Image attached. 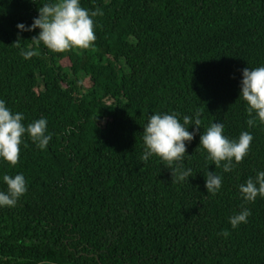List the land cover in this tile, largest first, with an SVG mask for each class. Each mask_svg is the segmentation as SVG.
<instances>
[{"label": "trees", "instance_id": "obj_1", "mask_svg": "<svg viewBox=\"0 0 264 264\" xmlns=\"http://www.w3.org/2000/svg\"><path fill=\"white\" fill-rule=\"evenodd\" d=\"M47 2L0 0V99L25 126L46 118L52 135L46 150L25 136L14 167L0 161V178L22 174L28 188L0 208V264H264V199L239 194L264 171V124L249 128L239 99L243 69L264 66V0H81L103 12L93 47L41 45L25 61L39 30L16 47L17 24ZM196 112L201 132L219 122L230 140H254L226 173L196 151L197 135L182 165L192 177L173 183L158 157L142 161L143 127ZM208 170L222 177L216 195ZM243 208L252 214L233 230Z\"/></svg>", "mask_w": 264, "mask_h": 264}, {"label": "clouds", "instance_id": "obj_2", "mask_svg": "<svg viewBox=\"0 0 264 264\" xmlns=\"http://www.w3.org/2000/svg\"><path fill=\"white\" fill-rule=\"evenodd\" d=\"M99 15H103L102 10L90 12L82 7L81 0H49L38 8V16L33 18L31 25L17 24L18 40L14 45L20 47L22 33L38 29V34L30 40L34 47L20 49V56L25 61L36 56L38 52L35 49L41 45L53 53L90 49L96 40L94 18ZM239 99L246 104L250 117L246 121L248 127L256 126L257 121L264 124V66L243 69ZM201 115V112H196L194 118L185 115L182 122L176 113L150 115L143 127L142 161L147 163L150 157H158L171 170L173 183L190 180L192 169H185L182 165L186 157L193 156L187 154V146L199 135L200 143L196 151L200 148L205 150L206 159L215 168L222 166L226 173L233 171L234 165L240 164L249 154L253 135L244 131L237 140H230L224 134V124L219 122L212 123L201 132ZM24 120L23 113L13 112L0 99V161L12 167L19 162L25 136L40 150H46L52 140L46 118L34 120L26 126ZM0 179L7 186L6 190L0 191V208H13L28 191L26 179L22 174H4ZM205 187L207 193L216 195L222 188V177L208 170ZM239 194L247 203H254L258 197L264 199V171L257 172L254 178L250 177L241 184ZM251 214L250 209L243 208L231 216L229 223L232 229L246 224Z\"/></svg>", "mask_w": 264, "mask_h": 264}]
</instances>
